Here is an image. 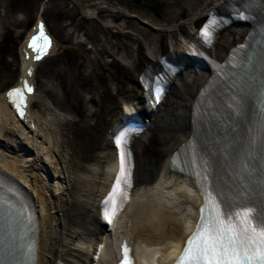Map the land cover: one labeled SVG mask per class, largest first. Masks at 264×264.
Listing matches in <instances>:
<instances>
[{"label":"rangeland","instance_id":"374dc122","mask_svg":"<svg viewBox=\"0 0 264 264\" xmlns=\"http://www.w3.org/2000/svg\"><path fill=\"white\" fill-rule=\"evenodd\" d=\"M109 1L120 9L122 14L112 12L113 9L100 10L97 6L80 4L73 0H48L44 12V18L55 36L57 45L54 53L37 66L34 76L37 94L45 96L65 114V131L71 137L73 150L80 152L76 154L75 159L81 160L83 167L94 163V159L101 152L96 148L112 123L121 116L122 110L126 108L125 104L139 96L141 91L136 85L139 71L152 62L146 42L156 47L157 56H161L169 53L172 43H179V30L182 34L188 32L183 26L173 29L172 33L162 32L157 35L140 21L156 28L176 26L189 19L209 0ZM42 2L43 0H0V95L18 81L21 71L20 51L26 35L39 15ZM92 9H96L94 14L87 15L86 12ZM124 14L134 15L137 20L129 19ZM204 14L196 21V26ZM107 24H112V27L108 28ZM115 26H120L124 35L133 34L139 43L125 41ZM243 32L244 28L233 26L220 34L213 48V55H224L229 46L242 40ZM123 42L129 46L124 47ZM119 46L121 52L115 55V47ZM126 54L133 58H127ZM205 75L207 72L198 67L184 71L164 105L153 114L148 130L133 144L136 157V188L131 211L135 210V204L139 200L146 203L147 199L141 196L142 191L147 185L156 182L162 164L169 161L175 145L183 138L185 108L182 106L181 97L185 91L193 92L196 86H200ZM0 150L4 155L19 158L18 154L9 153L4 148L0 147ZM31 172L43 176L42 172L31 170L26 173L32 176ZM41 180L44 187L55 182H46L43 178ZM182 181L180 178L177 182ZM176 188V185L171 186L165 192L170 195ZM51 194V188L49 191L46 189L43 194L46 199H50L47 200L49 211L51 207H56V204L52 203ZM154 198L153 195L152 199ZM69 208L76 207L66 208L63 203L64 220L69 219L66 211ZM82 221L83 228L91 223L87 216H83ZM52 227L55 231L51 232L50 243L51 247L57 248L60 227ZM108 243L111 255L115 251L116 240H109ZM166 243L146 248L141 238L136 239L134 244L139 264H148V254L161 257L158 263L160 264L164 251L169 246L168 241ZM110 255L108 259L111 258ZM69 260L71 264L73 260Z\"/></svg>","mask_w":264,"mask_h":264},{"label":"bare ground","instance_id":"6f19581e","mask_svg":"<svg viewBox=\"0 0 264 264\" xmlns=\"http://www.w3.org/2000/svg\"><path fill=\"white\" fill-rule=\"evenodd\" d=\"M73 1L97 6L100 10L113 9L112 12L122 14L121 10L109 0ZM226 5L224 0L206 1L186 21L176 26L164 28L167 30L166 32L170 33L173 32V29H179L183 26L188 30L184 34L179 30L181 39L179 43L171 44L170 55L172 57L184 56V53L188 51L189 40L195 31L196 21L204 13L206 16L215 11L223 12ZM94 11L92 9L86 13L91 15L94 14ZM107 27L111 28L112 24H107ZM120 28V26L116 27L125 41L139 43L133 34L124 35ZM156 34L159 35L160 33L156 32ZM245 35L246 32L243 38ZM240 41H235L233 46ZM171 42L174 41L171 40ZM149 44L146 42V48L148 55L153 60L152 64H154L158 59V49ZM125 46L127 48L129 44L124 43ZM115 48L116 54H114L117 55L118 52H121V46ZM215 56L222 58L218 54ZM126 57L133 58L129 54H126ZM25 63L27 64L23 61L20 67L22 70L20 75L22 76L24 75ZM200 86H196L193 92L185 91L181 97L182 106L185 108L182 125L184 128L183 138L179 140L181 142L190 133L192 103L198 92L196 90ZM133 110L145 117V121H151L154 117L152 113H146L144 110L141 93L134 101H130L126 105V109L121 114L124 115ZM64 117L65 114L58 110L49 99L35 93L30 99V107H28L24 120L19 121L16 119L11 106L7 104L4 93L0 95V147L8 150L9 153L18 154L19 157L15 159L4 155L0 150V179L14 181L13 184L11 183L13 187L20 189L23 194H29L32 197L31 200H34L35 206L31 203L30 205L33 208L32 217L39 224L37 264H56L58 260L64 264H70L69 258L75 264H93L92 258L98 244H103L99 263L110 264L113 254L110 255L108 241L113 242L117 239L120 244L123 238L130 242H136V239L141 238L146 248L167 244L168 241L169 246L164 251L160 264H171L173 254L181 250L190 232L189 228L192 221L195 219L194 216L198 212V193L193 188L195 180L185 175V179L178 183L177 181L182 176L171 173L168 162L163 163L156 182L147 185L141 193V196L147 199L146 203L139 200L135 204V210L131 211V206L134 205L132 198L124 215L118 220L115 228L108 233L106 226L99 221V202L109 190L114 176L116 151L112 146V141L108 139V134H106L96 148L101 150L100 155H97L93 164L83 167L81 160L76 161L75 159L76 154H80V152L77 153L73 150L71 137L65 131L67 123ZM31 123L34 125L33 128L30 127ZM238 153V150L235 151L227 163L218 160L219 171H223L224 168H226V172L229 171L232 163H235ZM28 170L42 172L43 176H37L34 172H31L32 176L28 175L26 173ZM8 176L10 179L6 178ZM218 177L220 178V175ZM42 178L46 182L55 181L52 185H48L52 189V203L56 204V207H51L52 211H49L50 205L47 203V200L50 199H46L43 195L46 189L49 191V188L41 185ZM174 185L177 186L174 193L167 194L165 190ZM7 187L8 184L5 185V188ZM153 195L155 196L154 200L152 199ZM33 196L37 198L34 199ZM74 201L76 204H73ZM63 203L66 208L76 207L66 210L69 217L67 220L63 219ZM83 216L84 218L89 217L91 222L85 228L82 226ZM53 225L56 226L55 228L60 227L57 248L51 247L50 243V235L54 230ZM46 252L48 253L46 254ZM109 255L112 259H108ZM148 256V262L146 261L148 264H158L161 258H158L157 255L148 254Z\"/></svg>","mask_w":264,"mask_h":264},{"label":"snow or ice","instance_id":"6c2138e0","mask_svg":"<svg viewBox=\"0 0 264 264\" xmlns=\"http://www.w3.org/2000/svg\"><path fill=\"white\" fill-rule=\"evenodd\" d=\"M210 27L203 30V36L210 38ZM43 40V47L50 46V39L39 26V36L34 37L30 47L37 49V41ZM37 59L41 56L38 54ZM32 89L26 84L9 93L19 108L24 102V92ZM119 149L120 168L112 191L104 201L105 218L109 213L115 216L119 203L126 198L130 184V166L126 151L128 133L121 131L115 136ZM223 205V209L221 208ZM201 219L196 231L186 241L183 255L177 264H264V207L257 210L254 204L241 205L235 199L226 197L223 192L209 195L206 206L201 209ZM123 264H132L127 258Z\"/></svg>","mask_w":264,"mask_h":264}]
</instances>
